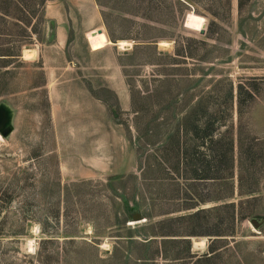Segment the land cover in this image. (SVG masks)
Masks as SVG:
<instances>
[{"label":"rangeland","instance_id":"obj_1","mask_svg":"<svg viewBox=\"0 0 264 264\" xmlns=\"http://www.w3.org/2000/svg\"><path fill=\"white\" fill-rule=\"evenodd\" d=\"M1 1L0 264H264V0Z\"/></svg>","mask_w":264,"mask_h":264},{"label":"trees","instance_id":"obj_2","mask_svg":"<svg viewBox=\"0 0 264 264\" xmlns=\"http://www.w3.org/2000/svg\"><path fill=\"white\" fill-rule=\"evenodd\" d=\"M1 1V0H0ZM2 2V1H1ZM3 2L5 3V6L6 7H9L10 5H13L14 7H18V6H21L22 7V9L24 10V20H25V23H29L30 22V19L29 18H31V15L32 14H30L29 12H28V10H26V6L27 7H30V6H35V5H37L36 4V2H35V0H25V2H23L22 0H3ZM40 2L42 3V4H44V2H45V0H40ZM97 2L99 3V5H101V6H105V4L101 1V0H97ZM25 6V7H24ZM5 7V8H6ZM6 12H8V9H6L5 10ZM32 13H34V12H32ZM28 14V15H27ZM3 15H8L7 13H5V14H3ZM193 17V13L192 12H190V13H188V15H187V18H186V22H187V24L188 25H193L192 23H191V18ZM199 18H203L202 16H198ZM204 19V18H203ZM203 21H205V19L203 20ZM200 25V24H199ZM198 26V25H197ZM201 27V26H200ZM196 28V27H195ZM29 37V36H28ZM10 55H12V54H10ZM198 103H200V102H198ZM198 103L196 104V105H198ZM195 108L196 107H193L192 109H191V112L193 111V113H194V110H195ZM196 126V125H195ZM205 134H206V130H205ZM209 142H212V139H209ZM164 147V146H163ZM162 160L164 161V162H166V157H165V155H163L162 156ZM230 204H232V203H230ZM211 252H214V250H212ZM215 253H213V254H210L209 256H207V257H205V258H207V259H209V258H211L213 255H214Z\"/></svg>","mask_w":264,"mask_h":264},{"label":"bare ground","instance_id":"obj_3","mask_svg":"<svg viewBox=\"0 0 264 264\" xmlns=\"http://www.w3.org/2000/svg\"><path fill=\"white\" fill-rule=\"evenodd\" d=\"M119 44L120 45H123V44H125V40H121L120 42H119ZM32 51V50H31ZM34 51V50H33ZM24 56L25 57H28L29 58V56H31V53H29V50H24ZM34 56V55H33ZM193 243H194V246H201V245H203V243H204V240L203 239H199V240H193Z\"/></svg>","mask_w":264,"mask_h":264},{"label":"water","instance_id":"obj_4","mask_svg":"<svg viewBox=\"0 0 264 264\" xmlns=\"http://www.w3.org/2000/svg\"><path fill=\"white\" fill-rule=\"evenodd\" d=\"M201 30H202L201 33H203V29H201ZM133 219H135V220L141 219V216L139 214H134L133 215ZM253 222H254L255 225H257V222L256 221H253Z\"/></svg>","mask_w":264,"mask_h":264}]
</instances>
